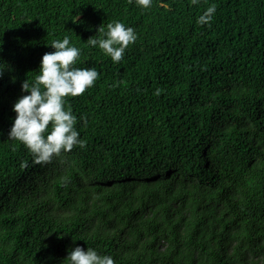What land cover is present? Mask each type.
Returning a JSON list of instances; mask_svg holds the SVG:
<instances>
[{
	"label": "trees",
	"instance_id": "obj_1",
	"mask_svg": "<svg viewBox=\"0 0 264 264\" xmlns=\"http://www.w3.org/2000/svg\"><path fill=\"white\" fill-rule=\"evenodd\" d=\"M117 19L138 37L114 62L86 40ZM65 35L100 71L67 98L87 143L37 163L9 137L13 105ZM3 59L0 264H69L76 245L116 264H264V0H0Z\"/></svg>",
	"mask_w": 264,
	"mask_h": 264
},
{
	"label": "clouds",
	"instance_id": "obj_2",
	"mask_svg": "<svg viewBox=\"0 0 264 264\" xmlns=\"http://www.w3.org/2000/svg\"><path fill=\"white\" fill-rule=\"evenodd\" d=\"M136 2L147 8L152 0ZM192 3L198 4L199 0H192ZM216 9V4L211 3L198 15L197 22L210 26ZM97 32L101 35L90 36L87 43L98 45L114 62L123 59L129 44L138 37L134 26L119 19L109 21L106 28L101 24ZM71 41L70 35L51 41L53 50L43 54L35 78L28 77L22 81L23 94L13 105L16 116L9 137L22 141L37 163L50 161L76 145L84 147L87 143L76 126L81 116L73 111L67 98L82 94L93 86L100 71L94 66H77L76 61L83 49ZM9 67L8 61L0 60V77ZM118 84L119 81H116L113 87ZM101 175L92 174L89 179L101 180L106 185L119 181L112 171ZM133 179L136 181L139 178L135 176ZM67 257L70 258L69 264H116L111 254L101 253L91 246L85 249L82 245H76L70 249Z\"/></svg>",
	"mask_w": 264,
	"mask_h": 264
}]
</instances>
